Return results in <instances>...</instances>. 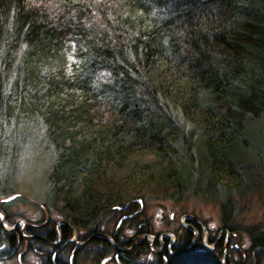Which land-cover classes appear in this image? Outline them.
I'll list each match as a JSON object with an SVG mask.
<instances>
[{"label":"trees","instance_id":"obj_1","mask_svg":"<svg viewBox=\"0 0 264 264\" xmlns=\"http://www.w3.org/2000/svg\"><path fill=\"white\" fill-rule=\"evenodd\" d=\"M259 118L264 0H0V162L28 132L41 135L53 154L45 204L64 222L57 239L106 233L104 217L146 201L203 200L202 185L223 190L229 217L255 170L232 145ZM3 187L0 196L14 182ZM48 227L29 231L53 242ZM19 235L0 225L1 256ZM249 236L247 253L264 264V232ZM94 247L95 258L112 249Z\"/></svg>","mask_w":264,"mask_h":264},{"label":"rangeland","instance_id":"obj_2","mask_svg":"<svg viewBox=\"0 0 264 264\" xmlns=\"http://www.w3.org/2000/svg\"><path fill=\"white\" fill-rule=\"evenodd\" d=\"M24 126V123H20V128ZM262 128H264V118H259L255 123H248L244 136H240L239 140H242L235 141L232 145V153L240 155L247 162L250 161V164H255L253 166L255 170L253 171V177L246 180L239 193L233 191L232 211L229 217H226L225 210L222 207L226 199L223 197V190L220 189L216 193L213 188L202 185L201 189L206 195L203 200L187 195L177 202L166 200L146 201L140 205L141 214L135 220L115 227L119 221V216L110 217L107 215L103 218L99 227L110 235L116 231L119 241L129 240L136 236L139 231L141 233L142 231H149V233L156 236L164 234L170 241L172 235L178 236L182 233L183 228L180 221L183 222V219L181 218L184 215H191L204 227L211 229L212 226L214 228L216 233L213 234V239L216 238L219 230L226 235L228 232L229 235L226 236V239L223 238L222 250L206 251V254H203L202 260H200L194 254L204 250L200 245L188 256L173 258L170 261L171 264H185L188 261L189 264H207L208 261L220 264L223 260V251L225 253L223 264H256L252 260V253H247V250L250 247L249 234L253 231L264 232V132ZM11 133L16 138L12 131ZM23 133L21 134L23 135ZM28 133L30 135L24 136L27 146H19L18 151L15 152L14 150V158L13 156L3 157L5 161L0 162V180L4 184L2 189L12 188L14 182V188L5 195L0 196V225L7 231L24 236L29 234L28 230L37 232H42L39 231L40 229H43L44 232L47 229L50 230L52 227L47 228L50 224L53 225V231L56 233L54 242L59 243L57 234L60 232L56 228L63 223L61 221L62 216L49 209L45 204L48 189L47 179L53 161V154L40 134H36L35 131ZM18 138L20 139L21 136H18ZM16 140L18 139L16 138ZM194 155L195 153L191 150L184 154L190 168L193 167L195 162ZM240 162L245 164L242 159ZM244 177L247 179V175L244 174ZM108 220H110L109 225L107 224ZM225 220L229 223L230 228L224 226ZM138 223L144 224L142 230L137 227ZM77 235L79 236L78 242H81L79 240H82L86 233L77 232ZM57 248L58 246L46 247L43 242H27L24 239L17 249L16 255L0 259V264H50L49 260L52 254L56 253L57 256L59 253ZM71 249L72 246L69 245L65 250L66 252L63 251L62 255H59L60 259L67 263ZM208 249L212 248L209 247ZM6 250L0 243V256ZM95 251L92 252L95 253ZM87 253H89L88 250L86 252L82 250L74 256V264H114L113 262L103 263L105 258L113 256V252L110 255L109 253H103L100 258H95L92 253ZM154 260L155 256L147 259V255H143L138 262L151 264L152 262L155 263Z\"/></svg>","mask_w":264,"mask_h":264},{"label":"flooded vegetation","instance_id":"obj_3","mask_svg":"<svg viewBox=\"0 0 264 264\" xmlns=\"http://www.w3.org/2000/svg\"><path fill=\"white\" fill-rule=\"evenodd\" d=\"M135 213L124 214V220L126 222L135 220L139 217V213L137 215ZM181 219H183V222L180 221V225L183 228L181 231L182 233L178 236L172 235V239L170 241H167V239L169 238L164 234L156 236L149 233V231H142V233L141 231H139L136 236L125 241H119L117 237V243H114L110 235L103 232H93L90 234V236H88V233H86L87 236L85 235L82 240H79L81 242H78L79 236L75 232L73 233L74 235L71 239L64 241L60 240L59 235V243H55L54 241H46L45 243L46 247L58 246L57 249H59V253L57 254V256L56 253L52 254L49 262L50 264H74V253L76 251L77 253H79L82 252L81 249L88 247L87 250L89 252H92L96 250L94 245L97 242H108L112 246V249H108V253L110 255L113 252V256L105 258L103 260V263L113 262L114 264H143L142 262H138V260L143 255H147V259L155 256V263L152 262L151 264H169V261L173 258L188 256L200 245L205 251H198L199 253H206V251L215 252L216 250L218 251L219 249H223V238L225 237L226 239L227 235L221 233L222 231L219 230L217 232L216 238L218 237V240L216 238L213 239V234H215L216 231L214 230V228H212V226L211 229L204 227L200 222L196 220L195 217L191 215H184ZM62 224H60V226ZM60 226H57L56 228L59 232L61 229ZM143 226L144 224L142 223L137 224V227L141 230ZM27 232H29V234L24 236L21 235V237L24 238L25 241L43 242L40 237L31 234L29 230ZM69 245L72 246V249L69 252L68 261L66 263L60 259L59 255H62V252L65 251ZM209 247H211L212 249H208ZM17 251L18 250L14 248L10 254L0 256V259L10 258L13 255H16ZM223 255L224 251L222 257ZM18 256H20V254H18Z\"/></svg>","mask_w":264,"mask_h":264},{"label":"water","instance_id":"obj_4","mask_svg":"<svg viewBox=\"0 0 264 264\" xmlns=\"http://www.w3.org/2000/svg\"><path fill=\"white\" fill-rule=\"evenodd\" d=\"M140 212H141V209L138 210L135 214L137 215V214L140 213ZM123 220H124V218H122V219L119 221L117 227H119L120 223H121ZM225 231H226V230H225ZM225 231H224V232H225ZM226 232H227V231H226ZM227 235H229L228 232H227ZM224 259H225V253H224V255H223V260L221 261V264L224 263Z\"/></svg>","mask_w":264,"mask_h":264},{"label":"bare ground","instance_id":"obj_5","mask_svg":"<svg viewBox=\"0 0 264 264\" xmlns=\"http://www.w3.org/2000/svg\"><path fill=\"white\" fill-rule=\"evenodd\" d=\"M243 161H245V164H244V165L246 166V159H244ZM249 162H250V161H249ZM250 163H251V162H250ZM254 165H255V164H254Z\"/></svg>","mask_w":264,"mask_h":264}]
</instances>
